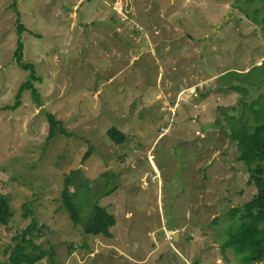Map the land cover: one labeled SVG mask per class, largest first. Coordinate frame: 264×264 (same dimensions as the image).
Wrapping results in <instances>:
<instances>
[{
    "label": "rangeland",
    "instance_id": "obj_1",
    "mask_svg": "<svg viewBox=\"0 0 264 264\" xmlns=\"http://www.w3.org/2000/svg\"><path fill=\"white\" fill-rule=\"evenodd\" d=\"M18 14L41 104L25 92L12 111L28 77L13 58ZM195 85L196 102L181 93L174 114L160 111L158 95ZM263 94L264 0H0V192L14 211L0 264L32 217L36 243L55 252L39 264H238L213 221L262 191L247 184L229 125L252 123L247 106ZM47 114L72 136L48 140ZM75 170L89 203L116 217L112 238L85 234L63 207Z\"/></svg>",
    "mask_w": 264,
    "mask_h": 264
},
{
    "label": "trees",
    "instance_id": "obj_2",
    "mask_svg": "<svg viewBox=\"0 0 264 264\" xmlns=\"http://www.w3.org/2000/svg\"><path fill=\"white\" fill-rule=\"evenodd\" d=\"M16 7V4L13 5ZM18 45L14 52V61L21 71L28 73L27 80L21 84L13 106L6 110L16 111L20 108L21 97L27 92L35 104H41L40 94L34 84H40L41 79L37 76L36 68L32 64L23 61V42L21 36L25 27L17 19ZM239 91L238 87H232ZM264 104V94L261 96ZM259 104L247 106V111L253 116V122L236 121L238 125H229V138L236 143L237 160L248 170L250 175L247 184L261 183L262 191L251 201L242 206L232 207L223 217H216L213 223L217 226L220 221L225 224L223 229L225 239L221 245V251L230 249L238 264H264V105ZM49 124L48 140L57 135L71 137L64 124L52 114L46 115ZM234 120V118H232ZM107 136L116 144H123L127 136L117 128H111ZM91 147L86 151L83 158L85 162L91 154ZM110 180L109 173L102 175ZM113 191V190H111ZM109 191V192H111ZM89 180L86 179L81 170L72 171L65 177L62 192V205L67 210L69 217L75 226H81L83 232L92 237L104 236L112 238V228L116 226L117 219L105 207L99 205L98 201L89 203ZM109 195V193H108ZM103 196V195H102ZM102 198V197H100ZM30 211L25 208L24 217H28ZM14 218V211L9 198L0 192V225L9 226ZM40 233L37 221L32 217L29 225L20 233L21 238L9 257V264H39L47 257L54 261L53 249L46 250L36 243L37 234ZM74 245L71 249L73 250Z\"/></svg>",
    "mask_w": 264,
    "mask_h": 264
},
{
    "label": "crops",
    "instance_id": "obj_3",
    "mask_svg": "<svg viewBox=\"0 0 264 264\" xmlns=\"http://www.w3.org/2000/svg\"><path fill=\"white\" fill-rule=\"evenodd\" d=\"M112 35H113L116 39H120V41L123 40V36L121 37L120 30L113 32ZM147 36H148V35H147ZM136 38H137V37H136ZM196 89H197V86H196V85L193 86V87H189V88L187 89L188 91H186V90L180 91V89H179V90L176 91V93H178L179 91H180V92H179L178 94H176V95L173 94V97H172V92L169 91L168 94H170L172 98H168V97H166V96L164 95L165 92L163 93L164 96H162V97H160V96L158 95L156 98H157V101H158V102H161V105L159 106V107H160V111H161V112H162V111H169V112L172 111L171 113H173V111L178 110V102L181 103L180 98L184 95V94H182V95L180 96L181 93H186V92L189 93V96L192 95V99L195 101V99H194V97H193V92L196 91ZM205 98H206V97L204 96V99H205ZM195 102H196V101H195ZM197 105H198V104H197Z\"/></svg>",
    "mask_w": 264,
    "mask_h": 264
},
{
    "label": "water",
    "instance_id": "obj_4",
    "mask_svg": "<svg viewBox=\"0 0 264 264\" xmlns=\"http://www.w3.org/2000/svg\"><path fill=\"white\" fill-rule=\"evenodd\" d=\"M176 238H177V234L175 233V234L173 235V239H174V241L176 240ZM171 239H172V237H171Z\"/></svg>",
    "mask_w": 264,
    "mask_h": 264
},
{
    "label": "built area",
    "instance_id": "obj_5",
    "mask_svg": "<svg viewBox=\"0 0 264 264\" xmlns=\"http://www.w3.org/2000/svg\"><path fill=\"white\" fill-rule=\"evenodd\" d=\"M172 112V111H171ZM175 113V111H173V114Z\"/></svg>",
    "mask_w": 264,
    "mask_h": 264
}]
</instances>
